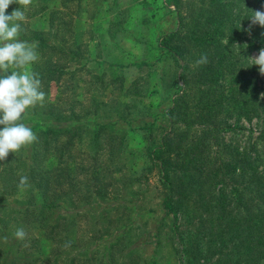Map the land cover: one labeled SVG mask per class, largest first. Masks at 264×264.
Instances as JSON below:
<instances>
[{
	"label": "trees",
	"instance_id": "trees-1",
	"mask_svg": "<svg viewBox=\"0 0 264 264\" xmlns=\"http://www.w3.org/2000/svg\"><path fill=\"white\" fill-rule=\"evenodd\" d=\"M169 1L180 25L160 38L158 49L173 61L167 84L180 82L184 90L165 112L166 129L160 138L153 136L156 128H145L147 134L139 142L143 147L136 157L128 149L127 134H114L112 127L117 122H132L131 108L136 106L131 95L140 89L132 84L125 87L120 76L106 83L105 67L101 74L86 69L90 62L116 69L122 66L85 56L84 44L74 32L78 10L70 11L68 19L65 13L51 12L55 19L51 17L49 37L21 25V31L28 34L19 33L18 39L37 44L39 59L26 70L37 74L45 100L23 114L21 122L38 139L0 161V189L17 192L20 177L27 176L29 186L23 194L35 184L42 211L66 202L75 216L100 209L96 222H106L104 232L115 224L107 234L103 264H118L116 252L123 251L125 237L131 240V231L141 234L147 225L134 219L136 210L126 196L133 195L132 184H141L154 173L166 216L172 215L193 231L181 264H264V95L259 97L258 73L246 61L249 53L264 48V28L251 25L250 20L259 2ZM44 9L40 2L38 11ZM11 12L9 7L6 14ZM204 54L208 63L196 65ZM106 86L108 99L95 93ZM111 118H116L113 123ZM103 119L108 122H98ZM253 120L257 121V136L249 134L248 146L240 149L223 143L224 131L235 135L240 121L251 125ZM138 156L145 164L133 170ZM109 201L117 202L103 205ZM113 213L117 214L114 221ZM49 226L55 229L59 224ZM162 229L160 225L155 228V237L159 238ZM92 233L97 230L93 228ZM69 238V244L76 241L77 232ZM94 239L98 242L102 237Z\"/></svg>",
	"mask_w": 264,
	"mask_h": 264
},
{
	"label": "rangeland",
	"instance_id": "rangeland-1",
	"mask_svg": "<svg viewBox=\"0 0 264 264\" xmlns=\"http://www.w3.org/2000/svg\"><path fill=\"white\" fill-rule=\"evenodd\" d=\"M182 1L187 3L185 0ZM249 1H258V10L264 11V0ZM40 2L45 4V9L41 12L38 11ZM65 6L67 8H64ZM18 7L25 14V19L18 23L29 27L32 31L45 33L46 37L50 36L48 34L50 20L55 19L51 12L65 13L67 14L65 19H68L70 11L78 10L79 17L74 32L78 34V41L84 44L82 49L85 56L90 59H96L98 56L122 66L121 69H116L105 65L97 66L90 62L86 69L101 74L105 67L103 80L106 83L115 76H120L124 80L125 87L132 84L133 88L140 89L139 92H133L134 94L131 95L134 100L132 104L136 106L131 108L132 122L115 123L112 127L113 133L127 134L128 149L135 157L143 147L139 142L140 138L147 134L145 128L149 125L156 128L153 136L161 137L166 129L164 114L184 90L180 82L167 84V73L171 70L173 61L164 57L158 49L160 38L173 32L180 25L175 7L169 0H32L27 7L10 5L11 11ZM60 15H58L59 20ZM70 28L73 31L74 27ZM25 32L20 31L21 34L27 35L28 33ZM52 40L51 37V42ZM31 43L33 42H29ZM258 53H249L246 61L258 73L261 88L259 97L262 98L264 76L260 75L259 67L252 65L248 60ZM241 61L237 64L239 65ZM83 74L85 75L86 71H83ZM163 78H166L164 87ZM96 86L101 85L96 83ZM95 93L105 99L110 98L107 86L106 89L97 88ZM50 95L52 97L56 95L54 87L51 88ZM119 97L123 96L119 95ZM115 119L111 118L109 121L113 123ZM98 122L108 121L103 119ZM233 123L235 122H231L230 125ZM251 123L248 125V122L240 121L235 135L231 130L224 131L221 135L223 143L238 146L240 149L248 146L249 134H252V137L257 136L255 126L257 121L253 120ZM131 157L132 155L129 154L128 158ZM142 160L140 156L137 157L133 162V170L144 166ZM147 177H150L148 181ZM157 186V177L154 173L144 177L141 184L131 185L134 193L126 197L131 200V207L136 210L134 219L140 225L145 222L147 225L142 228L141 234L138 231H131L132 236L129 238L131 240H125L124 235L123 251L121 254L116 252L118 264H130V262L131 264H181L182 251L193 231L180 223L179 219L175 220L172 215L166 216L161 207ZM141 190H144L142 196H140ZM11 191L0 189V229L5 226L3 235L0 236V264H72L67 260L73 261V264L105 262L107 234L115 229V224L109 225L104 232L103 227L106 222L102 220L96 222L100 209H91L86 214L75 216V210L69 202H66L65 206L60 208L42 211L41 194L35 184L31 185L28 194L27 192L23 194L19 190ZM116 202L109 201L103 205L110 206ZM116 217L115 213L111 215L113 221ZM71 218L75 219L69 226ZM52 223H58L59 226L52 229L49 226ZM158 225L163 227L159 238L155 237V228ZM18 228H23L27 233L24 241H19L14 236ZM93 228L97 230V234L92 233ZM73 232H77V239L69 244V237ZM98 236L102 239L94 242V238Z\"/></svg>",
	"mask_w": 264,
	"mask_h": 264
},
{
	"label": "clouds",
	"instance_id": "clouds-1",
	"mask_svg": "<svg viewBox=\"0 0 264 264\" xmlns=\"http://www.w3.org/2000/svg\"><path fill=\"white\" fill-rule=\"evenodd\" d=\"M31 3L32 0H0V161L6 160L9 153H16L38 139L32 129L21 122L28 108L37 103L42 106L45 100L37 74L26 70L39 59L37 44L18 39L21 31V24L18 22L25 19L20 7L6 14L10 5L27 7ZM252 13L251 25L258 24L264 28V11ZM248 60L252 65H257L260 75L264 76V48L259 50L257 56ZM207 63L206 54L196 61L198 66ZM15 69L25 70L18 72ZM9 72L10 75L7 74ZM28 186V177L21 176L18 189L23 192ZM14 236L17 240L24 241L27 233L23 228H18Z\"/></svg>",
	"mask_w": 264,
	"mask_h": 264
}]
</instances>
